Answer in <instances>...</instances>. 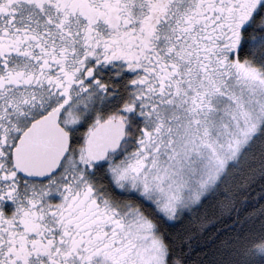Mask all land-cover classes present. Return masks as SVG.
Wrapping results in <instances>:
<instances>
[{"label":"snow or ice","instance_id":"snow-or-ice-1","mask_svg":"<svg viewBox=\"0 0 264 264\" xmlns=\"http://www.w3.org/2000/svg\"><path fill=\"white\" fill-rule=\"evenodd\" d=\"M0 264H264V0H0Z\"/></svg>","mask_w":264,"mask_h":264},{"label":"trees","instance_id":"trees-1","mask_svg":"<svg viewBox=\"0 0 264 264\" xmlns=\"http://www.w3.org/2000/svg\"><path fill=\"white\" fill-rule=\"evenodd\" d=\"M258 194H259V187H257L255 189V191L252 193V195L254 197H258ZM193 239L191 241L193 247L195 248L198 244H202L203 243V240L202 239H198L197 238V233L195 232V230H193V232L191 233ZM193 259L195 260L196 259V256L194 255Z\"/></svg>","mask_w":264,"mask_h":264}]
</instances>
